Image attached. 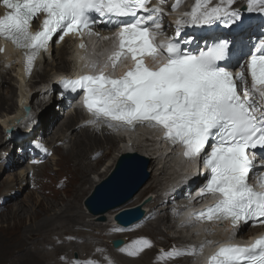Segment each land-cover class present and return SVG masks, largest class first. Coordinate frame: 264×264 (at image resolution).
Listing matches in <instances>:
<instances>
[{"label":"snow or ice","instance_id":"snow-or-ice-1","mask_svg":"<svg viewBox=\"0 0 264 264\" xmlns=\"http://www.w3.org/2000/svg\"><path fill=\"white\" fill-rule=\"evenodd\" d=\"M0 3L6 9L0 15V37L22 50L26 72L57 35L63 40L70 32H91L97 23L118 26V50L109 60L114 69L122 54L130 55L134 62L131 67L116 78L101 70L60 81L65 90L83 91V106L93 117L89 123L159 127L161 138L173 146L181 145L185 158L202 159L210 170V178L200 195L211 194L216 202L192 213L195 220H229L235 230L241 223L264 218V190L256 191L247 183L254 169L248 151H264V32L255 45L257 51L235 73L228 70L236 66L229 63L232 49L228 39L212 37V42L197 52L185 48L179 40L187 27L212 26L217 22L225 27L242 24L240 12L231 10L233 0H220L214 7H202L204 0H196L185 14L188 19L176 20V37L166 44L155 42V30L161 29L160 9L146 7L147 0ZM247 8L249 12L264 14V0H248ZM39 15L43 20L39 29L33 31L31 23ZM3 50L0 48V52ZM161 53L166 59H157ZM145 56L152 57L157 66H147ZM86 66L96 67L94 63ZM209 142L211 152L204 155ZM258 182L264 189V174ZM145 244L147 241L141 240L125 250L136 255ZM208 264H264V235L247 245H221L209 256Z\"/></svg>","mask_w":264,"mask_h":264},{"label":"rangeland","instance_id":"rangeland-1","mask_svg":"<svg viewBox=\"0 0 264 264\" xmlns=\"http://www.w3.org/2000/svg\"><path fill=\"white\" fill-rule=\"evenodd\" d=\"M164 1V0H163ZM208 3L215 2V1H220V0H207ZM169 2L173 3L174 0H170ZM220 3V2H219ZM248 3V0H241L240 3H235L232 4L231 10H239V7L244 4ZM210 4V5H211ZM236 5V6H234ZM170 22V21H169ZM54 47H52V52H50V55H55L57 52V49L55 48L56 42H54ZM52 45V46H53ZM67 46V45H66ZM68 48V47H67ZM48 61L44 60L42 61L38 67H37V73L36 77L32 78L33 80L39 81L40 77L38 75L43 74V68H45L46 63ZM6 68V77L12 78L11 81L12 83L16 84L18 88V81L15 77V65H13L11 62L10 63H5ZM0 71H3L2 68H0ZM14 71V73H13ZM8 72V74H7ZM10 74V75H9ZM14 78V79H13ZM44 80V79H43ZM17 81V83H16ZM31 81L26 82V85L24 86V91L28 94V99L30 92H33L34 87L31 86ZM5 88V86H4ZM16 88V93H17V99L19 97V88ZM31 88V90H30ZM55 93V92H54ZM53 93V94H54ZM49 96V93L46 92L45 97ZM41 94H38L36 97L31 98L30 105L34 108H40L38 107V104L40 103ZM54 97L51 98L50 105H53L56 109H58V106L60 102L58 103H53ZM53 103V104H52ZM49 106V105H48ZM44 107V106H43ZM66 108L69 106H65ZM71 107V106H70ZM72 108V107H71ZM55 109V110H56ZM39 110V109H37ZM36 111V110H35ZM40 112H36V115H39ZM63 113V112H61ZM61 113L60 116H55L53 118V121L50 123V131L53 130L56 126V124L61 120ZM15 114L8 115L9 117H13ZM35 116H33L34 118ZM38 117V116H37ZM21 121V120H20ZM33 122V121H32ZM36 122L30 123L29 125L28 122L24 120L21 121V123L13 122L11 126L16 125V130L19 131L26 129L30 133H34V129L36 127ZM21 125V126H20ZM6 126L2 125L0 123V129L4 130ZM21 127V128H20ZM33 127V128H32ZM54 127V128H53ZM14 128V127H13ZM12 127H10L9 132L12 130L14 131ZM69 131V132H68ZM66 134L68 135L71 131L68 130ZM106 132L109 134V130H106ZM98 133L102 135V130L98 129ZM111 134L114 132L110 131ZM20 135H24L23 133H20ZM37 135L33 134L32 138H37ZM44 135H41L43 137ZM19 136H14V137H3L2 135V140L4 141L3 144H0V201H1V207L0 209V264H61L66 262V260H70V256L72 253H77L80 257H94V258H109L111 259L115 264H153L155 260H158L156 248L160 247H169L171 246L172 248L174 244H178L177 240H173L172 234H186V228H183L182 226H179L178 229L176 228H171L173 227V221L170 216V212L167 209V212H164L165 208V202L163 201V195L161 194V183H167L165 181V175L157 172V167L158 164H156V167L153 168L154 164L158 162V160H150L148 170H149V177L146 180V182L140 187V191L144 189L143 191V197L146 196L147 194H159L156 199L153 202V205H151V209L153 210V214L146 219L143 223H140L138 226H135L132 228V231L130 235H141V234H147L153 239V244L152 249H150V252L147 254V258H145V261L142 260H137V261H129L124 259L127 255L124 252H119V250H114L111 246H109V240L108 238L110 237L111 233H108L110 231V228H105L104 226H101L100 224H93L90 221V215L88 211L86 210L83 201L84 197L90 192L91 190V185L89 182H85L82 185L81 189H78L75 191L74 194V199L71 202V205L73 206L72 211H77L80 213L79 217H70V219L66 216H63L62 218L56 219L52 218L50 221H45V216L41 215L39 216L38 219L35 221L30 220L29 214L28 213H34L35 210H39L40 206H37L35 204V197L39 198H45L48 197L49 199L54 198V195H59L61 197H65V190L67 191V187L64 186V183L66 181L67 176H62L56 175L55 170H50L49 166H55V160L53 161V157L55 156V153L52 150H49L48 156L45 158L47 159L46 161L51 160L52 162L48 163V167L44 168L43 170H38L39 174L37 178L41 181V184L39 185L40 188L35 187V173L37 170L34 172L32 171V165H28V154L24 155L25 152L20 151V146L25 142H29V140L25 138H21L20 140H16ZM140 137V136H139ZM31 138V139H32ZM67 139L61 140L57 142L60 146L62 145L63 148H67L69 146V142ZM65 141V142H64ZM64 142V143H63ZM143 143L141 146L138 145V147L135 150L140 151V149L143 150V148L146 147L147 144L146 141H142ZM124 143H119V148H122L120 146H123ZM53 147V146H52ZM135 147V144H134ZM10 150L6 151L7 149ZM96 150V147L91 148L88 151V156H90V159L92 158L91 161L93 160V157L95 158L97 156V152H92L93 150ZM105 150V147L103 148ZM3 151H6L5 155ZM20 151V152H19ZM144 151V150H143ZM19 152V153H18ZM23 152V153H21ZM115 153V151H114ZM13 154V155H12ZM113 154V153H112ZM152 154V153H151ZM95 155V156H94ZM21 156V159L18 157ZM153 156V154H152ZM14 157V159H13ZM98 157H101L98 156ZM18 158V159H17ZM34 158V157H33ZM32 159V157H31ZM30 159V160H31ZM105 158H102L101 162H98L96 167L100 169L103 168L102 162L104 161ZM19 160V161H16ZM44 162V160H43ZM43 162L41 164H36L40 165L38 167H42ZM59 160L57 159V163ZM47 164V163H46ZM151 164V165H150ZM45 165V164H44ZM162 165V164H161ZM166 165V163H165ZM171 166V164H170ZM29 167V168H28ZM95 167V168H96ZM59 168V167H58ZM60 168H64L63 164L60 162ZM153 168V169H152ZM29 169V170H28ZM151 169V170H150ZM62 170V169H61ZM60 170V171H61ZM170 169H166V175L169 174ZM42 171V175H41ZM50 171V172H49ZM52 171V172H51ZM59 172V171H58ZM99 172V171H97ZM94 175V177L97 176L96 173L90 174V178ZM96 175V176H95ZM169 176V175H168ZM47 177L46 181H43L42 178ZM16 178V179H15ZM93 178V177H92ZM13 179V180H12ZM160 180V182L153 183V181ZM151 184V188H147ZM155 184V186H154ZM62 185V186H61ZM86 185V187H84ZM64 186V187H63ZM154 186V187H153ZM7 189V190H6ZM161 189V190H160ZM139 190L136 192V194L139 192ZM83 191V192H82ZM87 191V192H86ZM86 192V193H85ZM55 193V194H54ZM78 193V194H77ZM47 194V195H46ZM135 194V195H136ZM76 195V196H75ZM139 197L136 198V200ZM135 201V200H134ZM7 203V204H6ZM152 204V203H151ZM5 206V207H4ZM162 206V208H161ZM16 208L18 207L20 209V213H23L21 217L23 219H13L11 218V210L9 208ZM118 207V206H117ZM62 208V209H61ZM160 208V209H159ZM63 204H57L55 206L54 210H63ZM115 209V208H114ZM23 211V212H22ZM157 211V212H156ZM60 212V211H59ZM156 212V213H155ZM2 213V214H1ZM53 213V211L49 212ZM2 215V216H1ZM168 217L169 219L165 218ZM159 217H164V221H159ZM90 221L91 224L88 226L82 225L80 222H86ZM103 221V220H101ZM46 222V223H45ZM148 222V223H145ZM149 222L153 224H149ZM159 222V223H158ZM48 224L45 228H40L39 232H34V233H29L28 228L30 225L35 224ZM87 223V222H86ZM149 225V226H148ZM148 226V227H146ZM37 227V226H35ZM151 227V228H150ZM157 228V229H156ZM30 229V228H29ZM107 229V230H105ZM252 228L249 230H246L244 234H249ZM152 231V232H151ZM185 232V233H184ZM35 234V235H34ZM38 235L44 236V240L42 238H39L37 240H33L32 237H35ZM129 233H118L117 235H125L126 237L128 236ZM114 236V235H112ZM22 238V239H20ZM177 239L179 237H176ZM197 238H199L197 236ZM22 240V241H21ZM108 240V241H107ZM73 242H75L76 245H72ZM163 243V244H160ZM59 251L57 253H54L53 259L54 261L50 260V256L47 259L46 256L50 253H52L55 249H58ZM94 250V251H93ZM60 252V253H59ZM99 254V255H98ZM103 254V255H102ZM114 254V255H113ZM59 255V256H58ZM122 259V260H121ZM190 259V258H189ZM152 261V262H151ZM151 262V263H150Z\"/></svg>","mask_w":264,"mask_h":264},{"label":"bare ground","instance_id":"bare-ground-1","mask_svg":"<svg viewBox=\"0 0 264 264\" xmlns=\"http://www.w3.org/2000/svg\"><path fill=\"white\" fill-rule=\"evenodd\" d=\"M154 1L159 2V4H162L166 8H170L174 4V2L173 3L169 2V1L163 2V0H154ZM219 2L220 1H215V2H212V4L211 3H208V4L209 5L211 4L212 6H216L217 4H219ZM240 2H241V0H233L232 4L240 3ZM234 6H236V5H234ZM169 13H171V12H169ZM186 13H189V12L188 11H182L179 19L187 20L188 17L186 15H182V14H186ZM258 15H259V12L252 14V17L258 16ZM177 16H178L177 12L174 14H171L168 16L167 21H170V22L175 21L178 19ZM247 30H248V27H245L244 32H247ZM242 34L243 33H240L239 38L242 36ZM211 35H214V32H212ZM193 40H194V38H191V41H193ZM203 40H208V39L204 38ZM237 42H238V44H237L235 50H236V53L238 55H240L245 50V48L247 46V42L245 39H244V43H240L239 40H237ZM81 45H83V44H81ZM0 48H3V47H1V45H0ZM55 48L57 49V52L55 55H52V54L50 55V51L52 52V48H49L47 51H45L44 55L42 56L43 61L47 60L48 62L46 63L45 68H43L44 69L43 74L38 75V77H40L39 81L32 79V78L37 76L35 73H33L28 78V81H31V83H30L31 86L34 87L33 92L30 94V98H32L33 96L36 97L41 92L39 90L38 86L46 83L49 79H51V85H56L57 88H54V89L57 90L58 92H60V90L62 88L60 85L58 86V83L55 82V79L53 77L55 76L56 73H59V72L68 73V71L70 69L69 54H71L72 57L75 58L80 53H83V52H85L87 54L89 53V51L87 50V48H85L84 45H83V47H81L79 44L75 43V41L71 38L65 39L63 43H58L55 46ZM69 48L70 49L72 48L71 53L68 52ZM3 49L4 50L2 52H0V68L3 69V71H0V123H1V126L4 125L6 127L4 128L5 132L0 129V144L4 143V141L2 140V135H3V137L9 138V136L11 137V134H13L15 137L19 136V137H23L27 140H31L32 137H30V136H32L33 134L37 135L38 137L40 135H44L43 138L46 140L45 145L49 149L53 148V151L55 153V156L53 157V161L55 160V166H49L48 165L49 162H52L51 160L45 161L43 163L42 167H38L40 165H37V166L32 165V169H33L32 171L35 172L37 170V172L35 173V180H34L35 181V187L37 189L41 187V186L39 187V185L41 184V181H40L41 179L39 180L37 178V176L40 175L38 170H41V169L43 170L44 168H47L48 166L50 167V170L56 171V175L61 174L62 176H64V175L67 176L66 181L64 183V186H66L68 188L67 191L65 190V197H61L59 195H56L55 193H54L55 194L54 198H52V199H49L48 197H45V198L35 197V201H36L35 204L37 206H40V209L35 210L34 213H28L29 218H30V220L35 221L36 219H38L39 216L44 215L45 221L48 222L52 218L59 219V218H62L63 216H66L69 219H70L69 216H71L72 219H73V217H79L80 213L78 211H77V213H76V211H72L73 206L71 205V202L74 199L75 191H77L78 189H81L82 185L85 182L86 183L89 182L91 185V189H92L93 186L96 183L100 182L102 180V178H104L107 175V173L110 171V169L114 166L116 158L119 156V154L124 153L125 150H135L138 147V144H135L136 140L133 139V136H134V133L135 132L137 133L138 131L131 132V131L127 130L126 131L127 137H121V138L117 139L114 136V134L110 133V131H109V134L106 132V130H108L107 128L101 127L102 135H100L98 133V127H91V126H87L84 123H79L81 120L84 119L82 111L78 108H71V107L66 108L65 106L68 102L64 99L59 104L58 109H56L53 105H50V103H47L45 105H42L40 108H36V111H35V108L32 107L31 111H29L28 113H25V111H23L21 108H19V111H17L13 117H9L8 115H11L13 112H15L16 108L19 106V104L21 106H23V104H28V103L30 104L31 101L28 102V100H29L28 94L24 91V86L26 85L27 80L25 81V78H24L22 73L17 72V68L20 66V63L17 60L18 59L17 55L7 45H6V48H3ZM85 61H87L85 58L81 59V62H85ZM7 62L8 63L11 62L13 65H15V77L18 81V83H17V81H16V83L19 85L18 88H19V92H20L18 99H17V93H16V88H17L16 84L12 83V81H11L12 78L6 77V75H5L6 74L5 73L6 68L4 66H5V63H7ZM36 70H37V68H35V71ZM51 73H55L53 77H49V75ZM7 74H8V72H7ZM4 86H5V88H4ZM54 89H51L50 91H53ZM30 90H31V88H30ZM61 94L63 95L64 93L61 92ZM37 109H39V110H37ZM37 111L40 112L39 115H36ZM61 112H63V113H61ZM60 113H61V117H62L61 120L56 124L55 128L53 127L54 129L50 131V123L53 121V118L55 116H60ZM33 116H35V117L33 118ZM16 120L19 123L22 120L23 121L25 120L26 122L29 123V125H31L30 123H32V126H34L33 122L37 121L36 127L34 129V133H30L26 129H23V130L19 129V131L16 130V127H15L16 125L11 126V124L13 122H15ZM10 127H12V128L14 127L13 128L14 131L11 130L9 132ZM145 128L146 127H138L137 130H141L140 133H138V137L144 135L145 133H152V132L157 133V131L154 129L148 130ZM70 129H71V131L67 135L66 132ZM20 133H23L24 135H20ZM64 139H67L66 142L67 141L69 142V146L67 148H63L62 145L60 146L57 143V142L64 140ZM125 139H129V140L133 139L131 145L126 144ZM146 140H148V139H146ZM121 141H124V144H123V146H120L122 148H119L117 146H119V143ZM121 143H123V142H121ZM134 144H135V147H134ZM22 146H23V144H21V146H20V149H21L20 151H23ZM94 147H96V150L94 151L92 149L93 150L92 152L98 151V153H97V156L95 158L93 157V160H95V161H91L92 158L90 159V156H88V158H87V155H88V151ZM104 147H105V150H103ZM8 150H10V148L7 149L6 151H8ZM6 151H4V155L6 154L5 153ZM114 151H115V153H114ZM135 151H138V150H135ZM144 152L146 153L145 155L148 154L147 149H145V151L140 149V151L138 153L140 155L144 156V154H143ZM158 152H159L158 156H155V154H153L152 152L151 153L153 154V156L151 153L148 156L151 157L150 158L151 161H152V158H153V160H155V159L158 160V162L155 163L153 166V168H154V167H156V164H158L157 172L159 171V173L166 175V173H167L166 169L170 168L169 176L165 177L166 178L165 181H167V183H164V184L161 183L162 184V186H161L162 191L161 192H163V191H168L170 185H172L171 181L174 177L171 178V175L176 174L178 172V170L180 168H182L183 166L177 162V159L180 157V155L177 154V156H175L174 151L169 152L166 149L165 150L159 149ZM10 153H11V150H10ZM24 155H27V154L26 153L23 154L22 157ZM100 155H101V157H98ZM18 158L21 159V156H19ZM102 158H105V159L102 162L103 168L100 169V166H99V168H97L96 165L98 162L102 161ZM13 159H14V157H13ZM57 159L59 160L58 163H57ZM172 160L174 161V164L172 166H170V162ZM16 161H19V160H16ZM60 162L63 164L64 168H60ZM162 162H164V163L161 166ZM166 162L168 164L165 165ZM97 171H99V172H97ZM93 173H96L97 176L95 175L96 177H94V175H93L92 176L93 178L92 177L90 178V174H93ZM42 174L43 173L41 171V175ZM46 179H47V177L42 178L43 181H46ZM158 182H160V180H156V181L154 180L153 181V183H155V184ZM155 184H154V186H155ZM156 186H157V184H156ZM84 187H86V185ZM196 187H198V185ZM147 188L150 189L151 184ZM143 191H144V189H143ZM143 191L139 190V192L136 195L132 196L127 202H125L121 206L116 207L115 209H110L103 214L95 215V214L89 213V215L91 216L90 221H91L92 225L93 224H100L101 226H104L105 228H110V229L114 228V226L116 225V220L114 219V214L118 209L131 207V206H134L136 204H141V203H142L141 206L143 207V210H144V216L139 221L144 222L147 217H150L153 214V211L151 209V205H153L154 199H148V197L150 195L149 196L146 195L143 197V195H142ZM137 197H139V198L136 200ZM147 199H148V201L145 202V200H147ZM0 203H1V201H0ZM61 203L63 204L64 209L55 211L54 210L55 206H57V204H61ZM170 207H171V205H167L164 208V212H168L167 209L170 210L171 209ZM2 208L3 207H1V204H0V209H2ZM9 209L11 210V218L17 219V220L23 219V217H21V216L24 212L22 211L23 213H20V209L18 207H16V208L12 207ZM41 211H42V215H41ZM50 211L51 212L53 211V213H49ZM165 218L169 219L167 216ZM165 218L159 217L158 219H159V221L162 222L165 220ZM101 220H103V221H101ZM90 221H86L87 223L86 222H80V223L82 225L88 226L89 224H91ZM138 222L133 223L132 226H135ZM145 223H148V222H145ZM175 223H176V225H178L177 220L175 221ZM48 224H50V223H47L46 225L44 223L43 224H37V225L35 224V226H37V227H35L34 225H32V226L30 225V227H29L30 229L28 228V230H29L28 232L29 233L39 232L40 228H45ZM149 224L151 225L153 223L149 222ZM148 226H146V227H148ZM180 226H181V224H180ZM171 228H173V227H171ZM187 229H188V227H187ZM105 230H107V229H105ZM108 233H110V231ZM117 234L118 233H111L108 240L111 241V238H114L116 236L117 237L125 236V235H117ZM252 234H253V232L251 233V235ZM112 235H114V236H112ZM142 235H144V234H142ZM145 235H147V234H145ZM215 236H218V235L215 234ZM39 238H42L44 240V236H42V235L37 234V236L32 237L33 240L34 239L37 240ZM20 239H22V238H20ZM214 239H215V237H214ZM187 242H189V241H187ZM72 243H73L72 245H76L75 242L72 241ZM208 243H210V242H208ZM160 244H163V243H160ZM150 249H152V248H147L145 250H141V251L137 252L136 255L126 256L124 259L129 260V261H137L138 259L145 261V258L148 257L147 254L150 252ZM115 250H117V249H115ZM58 251H59V248L55 249L52 253H50L48 255V257L46 256V258L48 259L50 256V260L54 261V260H52L53 259L52 255L54 253H57ZM201 253H200V255H201ZM153 264H199V261L193 257H188L187 259H184V260H170V259H162V261L155 260L153 262Z\"/></svg>","mask_w":264,"mask_h":264},{"label":"water","instance_id":"water-1","mask_svg":"<svg viewBox=\"0 0 264 264\" xmlns=\"http://www.w3.org/2000/svg\"><path fill=\"white\" fill-rule=\"evenodd\" d=\"M148 164V157L137 152L119 154L107 175L96 183L84 197L85 208L90 213L97 215L127 202L148 179ZM141 204L118 209L114 214V219L122 225L135 222L144 215ZM122 241V238H115L112 239V244L117 247Z\"/></svg>","mask_w":264,"mask_h":264}]
</instances>
